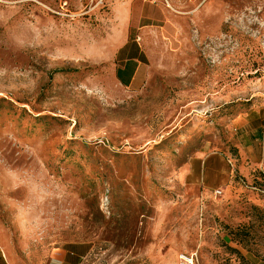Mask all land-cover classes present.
I'll return each mask as SVG.
<instances>
[{"label":"rangeland","instance_id":"374dc122","mask_svg":"<svg viewBox=\"0 0 264 264\" xmlns=\"http://www.w3.org/2000/svg\"><path fill=\"white\" fill-rule=\"evenodd\" d=\"M115 1L0 0V250L264 264V0H163L148 27L119 23ZM127 30L131 87L114 76ZM218 155L222 186L202 173Z\"/></svg>","mask_w":264,"mask_h":264},{"label":"crops","instance_id":"0c3cea01","mask_svg":"<svg viewBox=\"0 0 264 264\" xmlns=\"http://www.w3.org/2000/svg\"><path fill=\"white\" fill-rule=\"evenodd\" d=\"M115 2H119L118 6L120 8V11H118V22L124 25L144 24V27L155 25L162 22V18H165L167 12L163 0H116ZM133 28H135V26ZM135 37L132 39L127 30L124 37H122L125 41L120 46H118L114 53L115 59L120 56L121 58H124L123 65L114 66V76L116 80L124 87H131L136 84V81L138 79V71L140 70L139 66L141 50L139 45L137 44V38ZM129 51H131L130 56H128ZM260 138L261 151L259 158L261 160V163L259 169L261 167H264V130L261 131ZM248 140L250 141L248 144H246V146H241V149L244 152L241 153L240 149V154H246L250 158H253V148L259 140L257 138H254L253 136L248 138ZM229 164L231 163L229 162ZM225 168V160L218 155L217 157L210 159V161L204 164L202 173L206 178L213 177L219 185H223L225 181H228V176H225ZM248 170L246 169L247 172ZM0 264H12V262L5 256V254L1 250Z\"/></svg>","mask_w":264,"mask_h":264},{"label":"built area","instance_id":"2783aa9c","mask_svg":"<svg viewBox=\"0 0 264 264\" xmlns=\"http://www.w3.org/2000/svg\"><path fill=\"white\" fill-rule=\"evenodd\" d=\"M216 193L219 194L220 191L217 190ZM192 260H193L192 258H189V259H188V258H182V262H183V263H182V262H181V263H182V264H193Z\"/></svg>","mask_w":264,"mask_h":264},{"label":"trees","instance_id":"16d2710c","mask_svg":"<svg viewBox=\"0 0 264 264\" xmlns=\"http://www.w3.org/2000/svg\"><path fill=\"white\" fill-rule=\"evenodd\" d=\"M261 179L264 180V175H262ZM256 210H258V209H256ZM258 211H259L260 213H262V218H264V211H261V210H258Z\"/></svg>","mask_w":264,"mask_h":264}]
</instances>
